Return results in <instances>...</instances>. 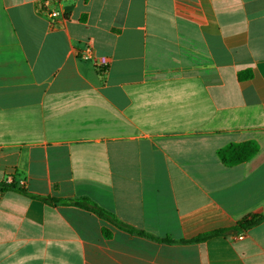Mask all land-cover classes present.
I'll return each mask as SVG.
<instances>
[{"label":"crops","instance_id":"obj_1","mask_svg":"<svg viewBox=\"0 0 264 264\" xmlns=\"http://www.w3.org/2000/svg\"><path fill=\"white\" fill-rule=\"evenodd\" d=\"M41 1L0 0V264H264V0Z\"/></svg>","mask_w":264,"mask_h":264},{"label":"trees","instance_id":"obj_2","mask_svg":"<svg viewBox=\"0 0 264 264\" xmlns=\"http://www.w3.org/2000/svg\"><path fill=\"white\" fill-rule=\"evenodd\" d=\"M258 150V146L256 143L252 141L248 142H242V143H230L227 144L226 146L220 148L217 151V156L220 159V161L225 165V166H233L239 163H242L244 161L249 160L251 157L255 155V153ZM16 187L12 184L8 185L6 183H0V191H6V190H15ZM18 191L21 193L26 194V191L22 188H18ZM48 201H57L55 199H47ZM66 203L73 204L75 206L84 208L86 210H89L93 213H95L97 216L100 218L112 223L113 225L119 226L124 228L125 230L128 231H133L132 228L128 227L127 225H124L122 223H119L111 213L108 211L98 207L96 204H93L89 202L86 198H81L79 200H68L65 201ZM262 217L260 216H250L247 218H243L241 221L237 222L234 227L231 229H220L217 231L205 233L202 235H199L192 239L191 241L197 242V241H202L207 238H210L212 236H217V235H224L229 231H234V232H239L240 230H247L257 224ZM103 233L105 236H108L109 233L106 229L103 228ZM139 234L147 235L144 232H138ZM168 240L169 239H164Z\"/></svg>","mask_w":264,"mask_h":264},{"label":"built area","instance_id":"obj_3","mask_svg":"<svg viewBox=\"0 0 264 264\" xmlns=\"http://www.w3.org/2000/svg\"><path fill=\"white\" fill-rule=\"evenodd\" d=\"M59 2L60 0H42L38 6L40 13H42L48 19L50 26H54L56 19L63 17L62 13L59 10L50 8V5L52 3H59ZM91 53H92L91 47L86 46L84 48V53H81L80 57L84 60L90 59ZM94 63L100 69H105V67H107L108 62L104 57H100L98 59H95Z\"/></svg>","mask_w":264,"mask_h":264}]
</instances>
